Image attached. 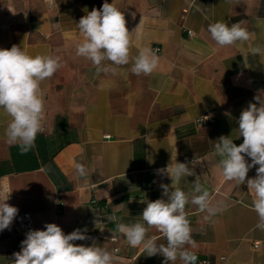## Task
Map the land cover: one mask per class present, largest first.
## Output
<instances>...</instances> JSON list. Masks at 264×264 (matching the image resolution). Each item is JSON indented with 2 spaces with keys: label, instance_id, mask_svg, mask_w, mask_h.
<instances>
[{
  "label": "crops",
  "instance_id": "obj_1",
  "mask_svg": "<svg viewBox=\"0 0 264 264\" xmlns=\"http://www.w3.org/2000/svg\"><path fill=\"white\" fill-rule=\"evenodd\" d=\"M114 2L133 32L129 64L115 74L96 75L95 66L76 55V43L83 39L77 24L104 0H0V48L16 45L31 56H59L63 65L41 83L44 131L27 154L6 142L10 117L0 109V201L9 195L6 203L17 207L18 215L31 213L35 230L47 223L65 234L86 228L89 239L74 243L117 250L119 264H164L163 256L130 247L107 217L134 223L147 206L144 201L167 199L160 184L172 181L157 169L176 157L195 173L176 186L187 192L198 176L214 199L226 204L211 222L196 206L186 205L197 258L264 264V231L256 227L247 184L225 181L214 151L221 136L243 143L240 113L264 94V0ZM218 21L229 26L244 21L253 36L221 47L208 32ZM145 46L161 47L159 65L150 75H135L134 57ZM256 47L261 53L253 52ZM204 113L214 121L198 123ZM77 162L88 169L83 178L75 171ZM256 167L246 179L256 176ZM14 222L0 231V264H11L21 250L24 239L13 231ZM149 235L166 243L155 229Z\"/></svg>",
  "mask_w": 264,
  "mask_h": 264
},
{
  "label": "clouds",
  "instance_id": "obj_2",
  "mask_svg": "<svg viewBox=\"0 0 264 264\" xmlns=\"http://www.w3.org/2000/svg\"><path fill=\"white\" fill-rule=\"evenodd\" d=\"M135 14H133V18ZM244 21L230 26L223 21L208 25L211 39L221 47L248 42L253 34L242 25ZM83 39L76 43V55L89 60L96 68V75L115 74L120 66L129 64L133 46L132 33L126 27L124 13L113 3H104L100 9L93 8L82 16L77 24ZM191 35V33H189ZM262 49H253L255 54ZM246 61V59H245ZM159 65V57L150 47H141L134 57L131 72L135 75H150ZM61 58L52 55H29L21 47L0 48V109L10 117L4 131L6 142L19 147L20 154H27L35 146V139L44 131L45 100L41 83L50 79L61 67ZM258 103L249 102L238 119L239 137L243 143L235 144L229 136H221L214 143L218 166L225 181L247 184L252 196L251 207L258 216L256 227L264 231V94L254 97ZM259 105V106H258ZM204 120L210 117H203ZM245 156L251 159L249 163ZM256 176L246 179L255 166ZM75 171L83 178L88 169L75 163ZM157 174L171 179V186L160 184L162 197L144 201L140 219L134 223L121 222L115 214L107 220L115 222L116 231L123 235L128 245L142 248L147 256L161 255L164 264H197L196 247L186 205L196 206L203 220L211 222L223 207L224 200H216L196 177L189 191L176 186L182 178L195 175L188 164L175 160L166 168L157 169ZM0 201V231L9 229L18 215V208ZM97 225V224H96ZM155 229L166 243H158ZM87 229H76L65 234L55 223L45 224L44 230H29L21 242V250L13 254L11 264H119L122 258L95 242L91 246L77 245L75 241L89 239Z\"/></svg>",
  "mask_w": 264,
  "mask_h": 264
},
{
  "label": "built area",
  "instance_id": "obj_3",
  "mask_svg": "<svg viewBox=\"0 0 264 264\" xmlns=\"http://www.w3.org/2000/svg\"><path fill=\"white\" fill-rule=\"evenodd\" d=\"M153 50L156 51V53H160L161 47L160 46H154ZM203 117H210V118L207 120H204ZM213 121H214V119L210 116L209 113L201 114L197 118V122L201 123V124H208V123H211ZM12 229L17 235H19L23 239H25L26 233L29 230H35L32 214L29 212H26V213H23V214L16 216L15 222L12 226ZM224 260H225V258H224ZM197 264H215V263L209 256H199L197 259ZM223 264H229V263L227 261H225Z\"/></svg>",
  "mask_w": 264,
  "mask_h": 264
}]
</instances>
